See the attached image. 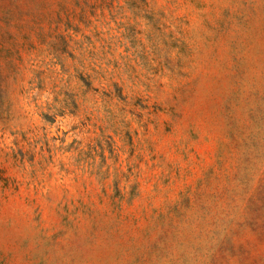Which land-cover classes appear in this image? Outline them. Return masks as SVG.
I'll list each match as a JSON object with an SVG mask.
<instances>
[{"label": "rangeland", "instance_id": "374dc122", "mask_svg": "<svg viewBox=\"0 0 264 264\" xmlns=\"http://www.w3.org/2000/svg\"><path fill=\"white\" fill-rule=\"evenodd\" d=\"M0 264H264V0H0Z\"/></svg>", "mask_w": 264, "mask_h": 264}]
</instances>
